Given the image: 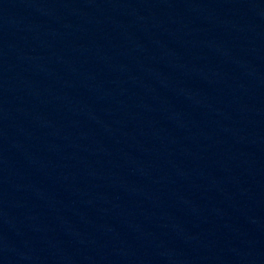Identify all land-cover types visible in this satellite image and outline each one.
Returning <instances> with one entry per match:
<instances>
[{
	"label": "water",
	"instance_id": "water-1",
	"mask_svg": "<svg viewBox=\"0 0 264 264\" xmlns=\"http://www.w3.org/2000/svg\"><path fill=\"white\" fill-rule=\"evenodd\" d=\"M0 264H264V0H0Z\"/></svg>",
	"mask_w": 264,
	"mask_h": 264
}]
</instances>
